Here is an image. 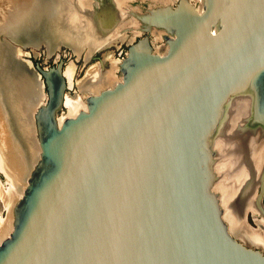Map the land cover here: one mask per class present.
I'll return each instance as SVG.
<instances>
[{"label":"water","instance_id":"1","mask_svg":"<svg viewBox=\"0 0 264 264\" xmlns=\"http://www.w3.org/2000/svg\"><path fill=\"white\" fill-rule=\"evenodd\" d=\"M84 15L90 55L119 38L125 16L134 20L131 35L143 36L116 65L119 81L87 94L86 107L62 121L66 96L80 92L65 82L66 58L12 77L13 89L37 81L25 94L45 99L30 109L39 152L0 242V264H264V249L228 226L244 192L228 183L238 182L245 151H257L264 133V0H201L199 8L190 0H90ZM153 32L162 37L155 48ZM10 33L0 43L13 48ZM236 98L247 100L235 126L246 138L228 161V140L237 145L228 128L242 119ZM249 190L264 217V165Z\"/></svg>","mask_w":264,"mask_h":264},{"label":"bare ground","instance_id":"2","mask_svg":"<svg viewBox=\"0 0 264 264\" xmlns=\"http://www.w3.org/2000/svg\"><path fill=\"white\" fill-rule=\"evenodd\" d=\"M36 1L37 2L35 3V0H32V2L29 4V6H31V7H29L27 9L28 14L30 13V9L32 7H33L32 8L33 14H35V15H37L41 11V10H38V7H35L37 4L40 7H42L43 9L44 8H47V9H52V10L54 9V7H55L56 4H57V6L58 5H61L63 8H65L67 10L65 13H70L73 16V18H71V20L69 19V21H68L69 22V25L77 26V28H78V24L75 23V21H76V18H75L76 11L81 12V13H84V14H87V12H89V11H87V9L90 10V3L89 2L87 3L86 0H57V1H55V0H47V2H45V0H36ZM148 1L150 2V4L152 2V3L157 4V5L173 4V2H174L173 0H148ZM190 1L192 2V0H190ZM194 1H197V0H194ZM200 1L201 0H198L197 2L200 3ZM39 2H41V3H39ZM12 6H14V9H15L16 13H18L21 9H23L25 7V4H24V2L22 0H0V33L2 31H4V30L7 31V30L10 29L9 22L12 21V15H15L14 14L15 11L13 10L11 12V10H10V7H12ZM5 10L8 12V15L7 16L5 15V17H2V16H4V14L2 15V13H4ZM89 18H90V16H88L85 19L90 20ZM121 27H122V25H121ZM83 28L85 29L84 32H83L84 33V37H86V36L89 37L90 36V31H86V29L89 30L88 22H85V26H83ZM74 29L75 28L73 27V29H72V31H71L70 34L69 33H66L65 34L68 37L72 38L73 41H74V43H75V44H71V47L73 45H75V46L81 48V51H83V49H85L87 51L88 49H86L85 46H87L88 48H90V46L88 45V43L81 42V40L78 37V32H75ZM15 30H16V27H15ZM19 31L16 30L15 33L17 34V36H19L20 38H22V34L21 33H17ZM138 32H140V31H137L136 33H134L133 36L135 34H137ZM65 35H61V36H65ZM151 35H155L156 36V39L154 40V43L155 44H156V42L157 43H160V41H161V44H162V38H161L160 35L156 34L155 32H153ZM36 37L33 34L30 35V38H32V40H33V38L36 39ZM60 39H61V37H60ZM117 39H120V36H119V38L112 39V40H109V41H105V42L100 43L93 52H95L98 49V47L101 46L103 43L110 42V41L117 40ZM60 41H62V40H60ZM23 43H24V45H28L26 42H23ZM31 44H34L35 45V43H31ZM110 44H113V43H110ZM47 45H48V49L51 50L49 44H47ZM77 47H74V49H77ZM117 64H119L118 61L115 62L114 65L110 64L111 66H107V68H109V69L106 72L100 70L99 71V74L101 76H99L100 78L98 80H97V77H96V79H94L95 77H93V81H91V78H92L91 77V78H85L84 83L82 85H80V83H79L78 88L81 91L79 93H81L83 95V97H82V95L81 96H74V95L70 96V95H68L67 101H66V106H65L66 111L62 115L60 113L61 116L59 117L58 120L59 121H62L64 118L74 116L79 110L84 109L86 107V104L84 102V98H85V96L87 94H96V93L100 92L101 90H103L104 88L110 87V86L114 85L116 82H118L119 79L118 80H116V79L113 80L115 78L114 72L116 73V71H117V68H116V65ZM74 69H75L74 68V65H71L69 67V69H68V76L69 75H72V76L74 75V73H73L74 72ZM113 81H115V82H113ZM36 82L37 81H35L34 83H31L28 78H25L24 82H20V84H19L20 87L18 88V92H20V94H21L20 97H24V98L26 97L25 99L28 100L29 94H25V93H26V91H28V88L29 89L32 88V84H34L35 86L38 87V84L36 85ZM94 84H97L96 88L94 87L95 86ZM83 86L84 87H87L85 89V90L88 91L87 94H85L83 92V88H82ZM23 93H24V95H23ZM68 98L69 99L72 98V101L73 102H76V103H79V104L84 103V108H80V109H77V110L74 109L73 111L70 110V108L68 107V104H67L68 103ZM44 99H45V97L43 95H41V97L39 98V100L37 102L36 101H33V99H31L32 100V103L30 104V106H33L34 104L36 106H39L40 104H42V102L44 101ZM244 102L246 103L247 100H244V99H241V98H236V99L232 100V102H231V104L233 106H235L234 111L242 119L240 121L237 120V119L235 121L232 120L231 123H230V127L228 128V130H237V145H233V141L232 140H228V143H227V146H226V149H229L230 148L229 149V159H228V161H235V149H238V148L242 147L243 146V143H244V140L246 138V134H241V132H240L241 129L239 130V128H235V126H237V124H239V122L241 123L244 120V118H245L244 117L245 112H244V110L242 108L244 106ZM26 106L27 105H25V108H26ZM26 119H27V122L29 123V121H28L29 119L27 117H26ZM28 131L30 132V130H28ZM263 131L264 130H262V132ZM30 136L31 135H28L27 138H25V140L27 139L29 141L30 138H31ZM33 145L34 144L31 145L32 146V148H31L32 150L30 149L29 151H27V153L29 154V156L31 155L29 157L30 160L35 156ZM11 150H13V149H11ZM30 152H31V154H30ZM37 152H39V151H37ZM245 152H246V161H247V164H246V166H245V168H244V170H243V172H242V174H241L238 182L237 183H228L231 192L237 191V190L242 189V188H243V191H244L242 193V195L239 197V199L236 201V218H237V223H234V224H231V225H228V226H229V229H230L231 234L235 238H237L239 241H241L242 243H244L245 245L250 246V247H253V248L264 249V246L262 244L257 243L254 240V238H253L254 235H256V230L254 231L253 229H251L250 228L251 226L248 224V222H246V217L250 213L253 214V215L258 214V215L261 216V214L259 212H257V210L254 208L255 207V205H254V202H255V192L254 191L252 192V191L249 190V185L252 183V181H254V180L257 179L258 174H260L261 171L263 170V165H264V133L261 134L257 151L251 148V153H249L247 151H245ZM252 153H253V159L254 160L251 161V160H248L247 158H248L249 155H252ZM11 158H12L11 159V162H13V166H15L16 164L18 166L19 162L21 164V161H23L26 158V155L24 153H22V156L21 157L16 156V155H14V156L11 155ZM21 158H22V160H21ZM3 160H5V159H3ZM0 161H1L2 169L4 171L3 165H4V167H7L6 166V162L5 161L3 162L2 159ZM24 167H25V164L22 162V164L17 169L16 175L14 176V177H17L18 179L21 178L19 180L17 179L18 183L15 182V180L12 178L11 175H8L7 174L8 179L11 181V186H12L10 188L11 191H13V190H16V192H17V190L20 191L19 192L20 194H17L16 193L17 201L22 196V192H23V190L26 187V178H27V175L24 176L25 175V170H26ZM22 179L25 180V181L20 182V180H22ZM8 193H9V191L7 192L3 188V186L0 184V200H1L2 204H3V206H5L6 210L8 212L9 211L11 212L12 209H13L14 204H11L10 203V205H8V202L6 201V198H7ZM237 215L239 216V218H238ZM253 217L256 220V223L257 224L260 225V223H262V220L260 218H258L256 216H253ZM256 218H258V219H256ZM241 220L243 222H245V223H242ZM263 220H264V217H263ZM2 224L3 223H0V234L5 230V227H6V224H4V225H2ZM259 229H260V231H263L264 232V227L261 226V227H259ZM11 230L12 229L9 230L7 236L10 234ZM7 236H5V237H7Z\"/></svg>","mask_w":264,"mask_h":264},{"label":"rangeland","instance_id":"3","mask_svg":"<svg viewBox=\"0 0 264 264\" xmlns=\"http://www.w3.org/2000/svg\"><path fill=\"white\" fill-rule=\"evenodd\" d=\"M22 1L24 2V4H28V0H22ZM173 1L174 2H173L172 5H175L177 0H173ZM197 1L192 0L193 4L199 8L200 3L197 2ZM141 2H142L143 6H145V5H157V4H154L152 2L150 4V2L148 0H141ZM28 8H29V6L28 7H24L18 13H15V15L12 17V21L9 22V27H10L9 31L13 32V34L10 33L11 36L9 38H12V37L13 38H12V40H10L9 38H5V40L9 41L10 44L7 42L8 45H11V44L14 45L13 46L14 47V52L16 51V47H20L19 46L20 42H23L20 39V37L17 36V34L15 33L16 32L15 27L17 28L18 25L19 26L21 25L20 27H22V29L20 31H22V32L24 31V23L27 21V18H28V11H27ZM10 10H11V12L13 10H15L14 6L10 7ZM42 12L43 13H42L41 17H39V19H38V21H39L38 26L35 28V32H34V36L35 37L37 36V37H36V39L33 38L32 41L31 40L30 41L28 40V41L31 42V43H34V42L37 41L36 43H39V41H41V40H47V41H45L46 42L45 45L48 47L47 44H49V46L51 48L50 51H52V47L53 46H55V47L58 46V49H57V51L55 52L54 55H52L50 58H47L48 56H47L46 48L44 46H42V45H39V47L37 49H35V48L31 49V48L22 46L21 47L22 55H23V53L27 54V52L29 50H31V53L34 52V53H36L38 55L37 58L41 62L42 65L51 64L53 62V60L56 61L57 57H59V56L66 58L67 62L72 63L75 66L74 79H73V81H71L72 84H71V88H70L71 90H75V89L78 88L77 82L80 83V85H82L84 83V80H85L84 76L86 74L87 69L90 66H93L96 63H93L91 61V59H88V60L84 61L81 56L77 57L75 55V53L72 52L71 48L67 46V45L71 46V44H75L72 38H70L67 35H65L66 33L70 34V32L67 31L66 29L68 27V25H67L68 18L69 19L72 18L71 14L67 13L69 15L68 16V15H66L64 13H59L58 14L57 12H54L53 10L48 11L46 9H44V11L42 10ZM3 14H4V16H2V17H5V15L6 16L8 15V12L5 10V12L2 13V15ZM128 18H129V16L123 17V19L120 22V25L122 23H124V22H131V21H128ZM65 19L67 20L66 22H64ZM52 25H55V27L54 28L52 27L53 30L49 31V29H50V27ZM127 33L129 34V32H127ZM127 33H124V34H126V36H130ZM21 34H22V37H23L24 33H21ZM61 35H65V36H61ZM140 36H141V34L139 35V37ZM60 37H61V39H60ZM150 37H151V40H152V35ZM130 38H132V36ZM134 39H135V37L133 36L132 40H134ZM60 40H62V41H60ZM62 42L65 43V44L67 43V45H64V44L60 45V43H62ZM127 44H128V40H126V39L125 40H115V42L113 44L104 47L103 49L99 50V52L106 51L105 53H103V56H104L106 53H108L107 51H110L112 59L117 60L118 62H120L119 60H121L123 58V56L125 55ZM157 44L158 43L156 42L155 45H157ZM32 45L35 46L34 44H32ZM159 45H161V44H159ZM5 46H6V44L0 43V48H7L8 53L10 51L12 52L13 49L10 50V48H11L10 46L9 47L8 46L5 47ZM1 53H3V52H1ZM8 53H6L7 54L6 57L11 56L10 54L8 55ZM114 74H115V72H114ZM11 78L9 77V79H11ZM115 78H116V80L119 79L117 71H116V74H115ZM91 81H93V78L91 79ZM6 85H10L9 81H8V83L6 82ZM96 86H97V84L94 87L96 88ZM82 88H84V87H82ZM85 89L86 88L83 89V92L85 94H87L88 91L85 90ZM2 92H4V91H2ZM2 95H3V97L1 98ZM80 95H82V94L80 93ZM4 96H5V94L1 93L0 98L4 99ZM82 97H83V95H82ZM69 100L71 102V105L74 107V109L77 110V109H80V108H84V103L79 104V103L73 102L72 98H70ZM5 102H7V99H6ZM14 104H15V102H14ZM16 104H17V102H16ZM5 106L8 107V104L7 105L3 104V103L0 104V114L2 115L1 116L2 119H0V134L3 133L4 137L7 136V138L9 139L8 142L10 141L9 143H11L10 146L16 145L15 141H17L18 142V146L23 150V153L26 154V156H28L27 151H29L32 148L31 145L33 144V142H32L30 137H29L30 138V140H29L30 142L27 139L25 140V138H27L28 135H27L26 130L24 128V123H23L22 117H20L18 114L16 115L17 117L15 116L16 122L17 121L19 122L18 126H20V127L16 126L17 127L16 129H13V128L11 129L9 127V118H8V115H7L8 111L6 110ZM65 111H66V109H64L62 111L61 115ZM0 143H1L0 144L1 145L0 146V154H1L0 158L4 159V157H8L7 155L9 154V147L6 146V144H4L2 142L1 137H0ZM25 148H27V149L25 150ZM33 148H34V153H35V146L34 145H33ZM14 152H15V150H14ZM34 157L30 160L31 163L29 162V160L28 161L26 160V170H27L26 173H29L31 168H32V166L35 164V161L37 159V151H36V154H35ZM3 162H4V160H3ZM8 165H9L11 174H13L15 176L17 171H16L15 167L11 164V161L10 162L8 161ZM0 181L4 185L3 188L7 192L8 191L10 192L9 188L11 187V183L10 182L7 183V180L1 174H0ZM23 181H25V180H23V179L20 180V182H23ZM19 192H20L19 190H17V192H16V190H13V191H11L10 194L7 195L6 201L8 202V205H10V203L11 204H15L17 202L16 193L20 194ZM252 215L253 214H251V213L247 215L246 222H248L249 225L254 228L253 230L255 231V229H257V226L264 227V223H260V225L256 224L255 221H254L255 219H254V217ZM238 218H239V216H238ZM12 219H13L12 211L8 212L6 210V208H5V206H3V204H2V202L0 200V223H3L2 225L6 224L5 230L0 234V242L4 238H6L5 236H7L9 230L12 229ZM241 222L245 223L242 220H241ZM262 236H261V232L259 233V231L256 230V235H254L253 238H254V240L257 243L264 245V240H263Z\"/></svg>","mask_w":264,"mask_h":264},{"label":"flooded vegetation","instance_id":"4","mask_svg":"<svg viewBox=\"0 0 264 264\" xmlns=\"http://www.w3.org/2000/svg\"><path fill=\"white\" fill-rule=\"evenodd\" d=\"M55 1H57V0H55ZM87 1V3L89 2L90 3V0H86ZM32 2V0H28V4H25V7H28L29 6V4ZM37 1L35 0V3H36ZM45 2H47V0H45ZM39 3H41V2H39ZM29 7H31V6H29ZM35 7H38V10H41L37 15H35V14H33V11H32V8L30 9V13L28 14V18H27V21L24 23V30H26V29H31V34H33L34 35V32H35V30L34 29H32V27H34V25L36 24V27L38 26V23H39V21H38V19H39V17H41V15H42V10L44 11V9H46V10H48V11H50V10H52V9H47V8H42V7H40L38 4L35 6ZM15 11V10H14ZM32 11V12H31ZM53 11L54 12H57L58 14L59 13H64V14H66V15H68L67 13H65L67 10L65 9V8H63L61 5H58L57 6V4L55 5V7H54V9H53ZM87 11H90L89 9H87ZM77 12V11H76ZM16 13V11L14 12V14ZM70 14V13H69ZM35 15V16H34ZM83 15V16H82ZM82 15H78V14H76L75 15V18H76V21H75V23L76 24H78V28H77V26H72V25H69V22H67V25H68V27H67V31H69L70 33H71V31H72V29H73V27L75 28L74 29V31L75 32H78V37H79V39L81 40V42H83V43H88V45L90 46V36L88 37V36H86V37H84V28H83V26H85V22H88V25H89V30H87L86 29V31H90V20H87V19H85V15H84V13H82ZM14 15H12V17H13ZM69 16V15H68ZM72 18H73V16H72ZM90 19V18H89ZM71 20V19H70ZM85 20V21H84ZM67 20L65 19V21L64 22H66ZM68 21H69V18H68ZM128 21H131V22H124V23H122L121 25H122V27H121V25L119 24V26H117V29H116V31L118 32V34H119V36H120V39H117V40H125L126 38V40H128V44H127V47H126V51H127V48H128V46L131 44V43H133V42H136L137 40H138V38H140V37H142L143 36V34H141V36L139 37V35H140V32H138L137 34H135L134 35V37H135V39L134 40H132L133 39V35H131V31L129 30V28L128 27H133V18L132 17H130L129 16V18H128ZM84 22V23H83ZM83 23V24H82ZM20 27V26H19ZM55 27V25H52L51 27H50V29H49V31L50 30H53V28ZM22 28V27H21ZM85 31V32H86ZM127 32H129V34L127 33ZM124 33H127L128 35H131L132 36V38H130L131 36H126V34H124ZM25 34V33H24ZM151 36V35H150ZM162 38V37H161ZM23 42H26L28 45H24V43L23 42H20V44H19V46L20 47H16V51L14 52V47L13 48H10V50H12L13 49V55H12V52L10 51L9 53H8V51H7V48H0V54H1V52H3V53H5V57H3L4 59H0V95H1V93H4L5 94V96H4V99H1L2 97H3V95L1 96V98H0V104L1 103H3V104H8V107L7 106H5L6 107V110L8 111V118H9V127L12 129H16L17 127H20V126H18L19 125V122H16V118H15V116L18 114L20 117H22V120H23V123H24V128H25V130H26V133L28 134V135H31L30 134V132L28 131V130H30V112L29 111H31L30 109L32 108V106H30V104L32 103V98L30 99V97L31 96H29V98H28V100H26L25 99V101L23 102L22 101V103L21 104H16V101H15V99H14V92L15 91H17L18 92V89H16V86H15V89H13V86H14V82H12V78L11 77H15V75L18 73L19 75H23V74H25V73H28L29 75L31 74H34L35 75V73H38L39 74V71H38V69H37V67H36V65H35V63L34 62H37L38 61V64H39V66L41 67V68H45V69H48V68H53V67H57V65H58V58H64V57H57V60L56 61H54L53 60V62L51 63V64H47V65H42L41 64V62L38 60V55L36 54V53H34V52H32L31 53V50H29L28 52H29V54H28V52H27V54H24L23 53V55H22V49H21V47L23 46V47H28V48H35V49H37L38 47H39V45H42V46H44L45 48H46V52H47V58H50L52 55H54L55 54V52L57 51V49H58V46L57 47H55V46H53L52 47V51H50L49 49H48V47L45 45V41L46 40H41V41H39V43H36V42H34L35 43V45L36 46H33L28 40H31L32 41V38H30V35H23V37L22 38H20ZM150 39H151V37H150ZM156 39V36L155 35H152V40H151V42H152V45L154 46V47H156V45H155V43H154V40ZM115 42V40H113V41H110V42H106V43H103L101 46H99L98 47V49L95 51V52H93L91 55H90V48H88L87 46H85L86 47V49H88L87 51L85 50V49H83V51H81V48H79V47H77V46H75V45H73L72 47L71 46H69V45H67V43L65 44V43H60V45L61 44H64V45H67L68 47H70L71 48V50H72V52H74L75 53V55L77 56V57H79V56H81L82 58H83V60L84 61H86V60H88V59H91V61L93 62V63H96V64H94L93 66H90L88 69H87V71H86V74H85V78H93V77H95L94 79H96V77H97V80L100 78L99 76H101L100 74H99V71L100 70H102V71H104V72H106L109 68H107V66H106V68L104 67V69L101 67V64H100V62H99V60L100 59H102L105 63H107V62H109V64H108V66H111L110 64H112V65H114V63L115 62H117V60H114V59H112V57H111V52L110 51H107L108 53H106L104 56H103V53H105L106 51H104V52H99V50H101V49H103L104 47H106L107 45H111L110 43H114ZM124 43V42H123ZM159 44H161V41H160V43H158L157 44V46L159 45ZM162 45V44H161ZM14 46V45H13ZM74 47H77V49H74ZM86 51V52H85ZM6 53H8V55L10 54L11 56H9V57H6ZM84 53V54H83ZM89 54V55H88ZM125 54H126V52H125ZM15 55H20V56H15ZM125 57V55L123 56V58ZM122 58V59H123ZM4 60V61H3ZM119 61H121V60H119ZM71 65H73L72 63H69V62H67L66 61V64H65V82H66V80L67 81H69V85H71V82L70 81H73V79H74V75L72 76V75H69L68 76V69H69V67L71 66ZM74 68H75V66H74ZM94 71V72H93ZM93 72V73H92ZM73 73H75V69H74V72ZM116 74V73H115ZM9 77L11 78V79H9ZM69 77V78H68ZM38 78V76L36 77V79ZM91 78V79H92ZM72 79V80H71ZM116 78H114L113 80H115ZM8 81H9V84L10 85H6V82L8 83ZM98 82V81H97ZM113 82H115V81H113ZM67 84V83H66ZM77 84L79 85V83L77 82ZM94 85H96V84H94ZM84 87V86H83ZM6 88V89H5ZM71 88V87H70ZM84 88H87V87H84ZM83 88V89H84ZM28 90L30 91V89L28 88ZM43 90H44V92H46L47 93V89H46V86L44 85L43 86ZM2 91H4V92H2ZM74 90H72V92H73ZM78 91V90H77ZM81 92V91H80ZM74 96H81L80 95V93H79V91H78V94L76 95V94H74V93H72ZM23 95H24V93H23ZM67 97H68V95L66 96V101H67ZM23 98L24 97H22V100H23ZM26 98V97H25ZM6 99H7V102H5L6 101ZM66 101H65V105H64V107H63V109H65V106H66ZM14 102H15V104H14ZM68 107L70 108V110H74V107L71 105V102H70V100H69V98H68ZM25 105H27L26 106V108H25ZM72 108V109H71ZM20 111V112H19ZM62 113V112H61ZM1 114H0V119H2L1 118ZM29 119L28 121H29V123L27 122V119H26V117ZM17 117V116H16ZM59 117H60V114H59ZM11 121V122H10ZM17 126V127H16ZM4 127V126H3ZM4 134L3 133H1L0 134V137H1V139H2V142L4 143V144H6V146H8L9 147V154L7 155L8 157H4V161L6 162V166L7 167H4V165H3V168H4V171H3V169H2V166H1V161H0V174L7 180V183L8 182H10L11 183V181L8 179V176H7V174L8 175H11L12 176V178L15 180V182H17L18 183V181H17V177H14V175L13 174H11V172H10V168H9V165H8V161L10 162L11 161V155H16V156H19V157H21L22 156V153H23V150L18 146V142L17 141H15V144L16 145H14V146H10V144L11 143H9L8 142V138H7V136L6 137H4L3 136ZM1 144V143H0ZM3 145V144H2ZM1 146V145H0ZM14 149H13V148ZM11 149H13V150H11ZM27 148H25V150H26ZM14 150H15V152H14ZM30 154H31V152H30ZM26 155V154H25ZM31 156V155H30ZM29 156V154H28V156H26V158L23 160V161H21V164H22V162L25 164V169H26V160L28 161L29 160V162L31 163V161H30V157ZM28 157V158H27ZM18 158V157H17ZM19 159V158H18ZM1 160V159H0ZM21 160H22V158H21ZM11 164L13 165V162H11ZM16 164V163H15ZM20 164V162H19V164H18V166H17V164L14 166L15 168H16V171H17V169H18V167L21 165ZM27 172V170H25V175L24 176H28V174L29 173H26ZM19 179H21V178H19ZM18 179V180H19ZM9 180V181H8ZM0 184L2 185V186H4L2 183H1V181H0ZM12 187V186H11ZM10 187V188H11ZM9 188V189H10ZM11 193V189H10V192L8 193V194H10ZM252 216H256V217H258V218H260L261 220H262V223L264 222V220H263V217H261L260 215H258V214H255V215H252ZM258 218H256V219H258ZM255 221V223H256V220H254ZM249 224V223H248ZM257 224V223H256ZM251 229H254L252 226L250 227ZM255 230H257V231H259V233L261 232V236H262V238H263V240H264V232L263 231H260V229H259V226H257V229H255ZM263 245V244H262ZM264 246V245H263Z\"/></svg>","mask_w":264,"mask_h":264}]
</instances>
